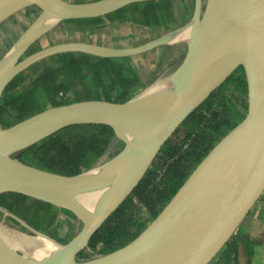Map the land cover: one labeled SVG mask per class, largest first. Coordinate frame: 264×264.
Instances as JSON below:
<instances>
[{
    "label": "water",
    "instance_id": "1",
    "mask_svg": "<svg viewBox=\"0 0 264 264\" xmlns=\"http://www.w3.org/2000/svg\"><path fill=\"white\" fill-rule=\"evenodd\" d=\"M146 1L151 0H0V27L28 7L41 10L0 58V100L19 73L54 54L134 57L161 46L185 45L183 61L172 75L126 102L83 100L0 127V193L18 192L51 203L82 222L80 231L61 243L0 205L1 229L23 237L41 235L56 244L36 256L0 233V264H211L263 195L264 0H194L191 19L144 44L114 47L70 41L25 56L63 21L106 16ZM184 32L187 37L179 39ZM240 66L248 83L245 118L214 146L137 238L111 253L80 260L79 253L134 191L163 145ZM78 124L109 125L124 147L106 162L72 176L18 159L21 151ZM7 216L29 233L8 226Z\"/></svg>",
    "mask_w": 264,
    "mask_h": 264
},
{
    "label": "trees",
    "instance_id": "2",
    "mask_svg": "<svg viewBox=\"0 0 264 264\" xmlns=\"http://www.w3.org/2000/svg\"><path fill=\"white\" fill-rule=\"evenodd\" d=\"M174 5V0H151L133 3L106 16L62 23L69 28L77 26L75 29L80 31H96L108 24L172 30L186 23L192 14L188 0L179 18L175 16ZM26 11V16L32 20L41 12L36 6L28 7ZM39 41L25 56L43 48ZM134 57L104 58L69 51L34 63L7 86L0 100V127L8 128L48 108L83 100L126 102L148 86L130 62ZM38 65L41 68L38 69ZM247 112L248 83L245 69L240 66L168 139L134 191L92 236L88 248L81 251L78 258L89 260L111 253L137 238L162 212L214 146L245 118ZM114 142L120 148L111 152L109 158L124 147V143L116 139L111 126L71 125L21 151L17 157L27 164L72 176L97 165ZM0 205L61 243H67L76 235L72 230L59 232L63 226L61 212L75 217L72 212L51 203L7 191L0 193ZM0 215H3L1 211ZM7 219L26 230L13 217L7 216ZM67 222L72 228V220ZM215 260L211 264H215Z\"/></svg>",
    "mask_w": 264,
    "mask_h": 264
},
{
    "label": "rangeland",
    "instance_id": "3",
    "mask_svg": "<svg viewBox=\"0 0 264 264\" xmlns=\"http://www.w3.org/2000/svg\"><path fill=\"white\" fill-rule=\"evenodd\" d=\"M71 1H90V0H71ZM175 4L180 5L184 9L187 4V0H174ZM192 6V14L194 10V2L188 0ZM26 10H23L12 18H10L4 25L0 27V57L3 56V53L9 49V46L13 45L16 39L24 31L25 28L33 21L31 17L26 16ZM190 16V19L192 17ZM22 22V24H16ZM77 26L68 27L67 24L60 23L58 24L48 35L43 37L39 41V45L43 48L51 46L53 44L70 42V41H88L96 42L100 44H106L114 47H129L137 46L144 44L154 38H157L162 33H158L156 29H151L149 27L142 26H132V25H106L102 28L97 29L96 31L88 30H76ZM13 29V31L11 30ZM185 55V45H170V46H161L147 54L139 55L131 59V64L136 67L140 76L144 81L148 82V85H151L159 80H162L170 75H172L180 64L183 61ZM162 62L161 65L158 63ZM41 68L40 65L37 67ZM120 145L117 142H114L112 147L109 149V152L103 157V159L98 163L102 164L109 160V154L115 150H118ZM97 164V165H98ZM3 215H0V222L3 219ZM60 218L63 221V226L60 228V233H65L66 231L72 230L73 233L77 234L81 227L82 222L67 216L66 213L61 212ZM71 219L73 226L68 225L67 220ZM6 224L13 228L22 230L19 226L15 225L12 221L6 220ZM71 228V229H70ZM26 231V230H25ZM27 232V231H26ZM29 233V232H27Z\"/></svg>",
    "mask_w": 264,
    "mask_h": 264
},
{
    "label": "crops",
    "instance_id": "4",
    "mask_svg": "<svg viewBox=\"0 0 264 264\" xmlns=\"http://www.w3.org/2000/svg\"><path fill=\"white\" fill-rule=\"evenodd\" d=\"M215 259V264H264V193Z\"/></svg>",
    "mask_w": 264,
    "mask_h": 264
},
{
    "label": "bare ground",
    "instance_id": "5",
    "mask_svg": "<svg viewBox=\"0 0 264 264\" xmlns=\"http://www.w3.org/2000/svg\"><path fill=\"white\" fill-rule=\"evenodd\" d=\"M187 33L184 32L178 35L179 39L186 38ZM0 233H3L9 242L14 244L15 246H25L27 249L32 250L34 255L41 256L48 251L53 250L56 247V244L49 241L47 238L39 235L37 237H26L20 235H14L15 233H11L7 230H3L0 228Z\"/></svg>",
    "mask_w": 264,
    "mask_h": 264
},
{
    "label": "flooded vegetation",
    "instance_id": "6",
    "mask_svg": "<svg viewBox=\"0 0 264 264\" xmlns=\"http://www.w3.org/2000/svg\"><path fill=\"white\" fill-rule=\"evenodd\" d=\"M204 2H206V0H204ZM181 12H183V9H182V7H180V5H177V4H175L174 5V13H175V16L177 17V18H179V16L181 15ZM16 24H22L23 25V23L22 22H18L17 21V23ZM23 29L25 30V26H23ZM154 29H156L157 31H158V33H162V31H165L166 29H164V28H160V27H156V28H154ZM12 31H13V29H11ZM169 30H166V32H168ZM165 32V33H166ZM164 32L161 34V35H163V34H165ZM160 35V36H161ZM159 37V36H158ZM2 57V56H1ZM0 57V58H1ZM6 220H8L7 219V217H6Z\"/></svg>",
    "mask_w": 264,
    "mask_h": 264
}]
</instances>
